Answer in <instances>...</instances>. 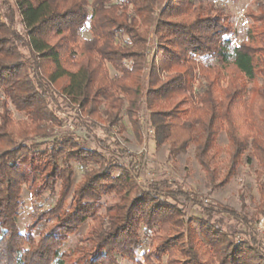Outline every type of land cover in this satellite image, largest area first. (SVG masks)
Returning a JSON list of instances; mask_svg holds the SVG:
<instances>
[{
    "label": "trees",
    "instance_id": "1",
    "mask_svg": "<svg viewBox=\"0 0 264 264\" xmlns=\"http://www.w3.org/2000/svg\"><path fill=\"white\" fill-rule=\"evenodd\" d=\"M227 1L0 0V264H117V254L133 260L141 230L150 235L166 230V224L182 228L176 195L186 196L181 189L164 188L163 181H150L132 199L122 198L106 223L88 226L85 246L64 253L60 247L69 228L90 218L102 195L132 191L134 182L126 170L113 177L104 155L72 137L44 149L20 137L17 142L8 129L9 105L23 110L34 125L42 122L47 135L55 123L46 100L52 91L111 124L123 111L129 123L137 116L141 125L145 104L154 143H168L170 155L184 153L192 143L208 169L223 151L232 158L250 135L252 154L264 162V83L247 85L259 77L264 81V1L258 3L260 15L246 12V18L253 16L247 39L235 45ZM149 32L154 46L148 45ZM237 119L251 130L243 138ZM221 131L229 139L226 149L216 141ZM71 161L84 166V183L78 199L64 207ZM57 181L59 199L47 214L63 223L54 225L60 230L39 233L37 239L21 233L16 223L22 187L32 198L42 197L44 190L56 191ZM202 210L197 231L186 219L191 230L185 236L166 239L155 252L142 251L137 264H160L174 248L185 257L181 264H264L255 239H230L231 231L211 223L213 211Z\"/></svg>",
    "mask_w": 264,
    "mask_h": 264
},
{
    "label": "rangeland",
    "instance_id": "2",
    "mask_svg": "<svg viewBox=\"0 0 264 264\" xmlns=\"http://www.w3.org/2000/svg\"><path fill=\"white\" fill-rule=\"evenodd\" d=\"M263 1L231 0L223 4L225 11L231 15L230 20L234 33L230 38L233 45L247 39L246 30L252 22L253 16L246 18V12L255 16L260 15L261 10L258 3ZM15 26L20 28L16 23ZM82 36H86V34L83 33ZM148 37V45L154 46L150 32ZM110 72L112 74V70ZM60 83L61 81L55 86L58 88ZM263 83L264 81L259 77L247 85L257 87L258 84ZM57 92H50V97L46 98L47 109L55 119L54 124L47 122L50 124L45 131L47 135L43 134L42 122L39 123L40 126L34 125L23 110H17L14 106L9 105L11 121L8 129L12 131L17 142L21 140L26 145L31 144L32 147L44 149L50 146L54 140L58 141L67 136L72 137L74 142L95 149L104 155L107 163L112 167L113 177L126 170L134 182L132 191L124 190L116 194L102 195L101 200L94 203L98 206L96 212H91L92 216L84 223L72 227L73 229L69 228L71 231L60 247L61 251L73 253L76 248L85 246L89 240L87 227L106 223L107 215L113 213L115 208L122 203V198L132 199L139 190L145 191L150 181H163L166 183L162 185L164 188H178L186 193V196L184 194L176 195V205L183 213V218H180L184 220V225L181 228L166 224V230L152 231L150 235L141 230V246L135 247L134 259L131 260L117 254V264H137V260L143 261L142 251L155 252V247H160L166 239L168 241V239L175 238L179 236V233H183L185 236L187 228L190 229L186 219H192L189 225L192 230L197 231L199 226L196 216H199V213L205 214L202 207L213 211L212 224L232 232L230 239H255L258 246L264 251V162L258 161L252 154L249 145L250 135L245 143L243 141L242 149L232 152V158L223 151L210 162L209 168L205 169L195 157L192 143L188 144L184 153L178 151L171 155L168 143L155 145L153 132L146 122L148 112L145 104L140 105L141 125L137 124V116L134 123H129L123 111L120 113L119 119L111 124L96 114L88 115L77 105L65 100L61 94L58 95L59 92ZM254 101L260 102L258 98H255ZM124 102L123 106L126 107L127 101ZM241 121L240 119L236 121L237 135L243 138L251 130H247ZM228 140L224 131H221L216 139L225 149ZM1 145L0 143V147H3ZM116 147H118L117 150ZM23 159L25 162L29 160L28 156ZM230 160L234 162L232 163ZM71 164L70 188L63 199L64 207L72 205L78 199V186L84 183V166L76 161H71ZM47 170L44 168V172ZM56 184V191L53 194L44 190L42 194L45 196L35 198L30 196L29 188L22 187L16 223L17 229L21 233L28 234L29 232L37 239L39 233H45L52 229L57 232L60 230L57 227L63 223H57L53 216L47 214L59 199V182L57 181ZM194 238L198 243L199 236ZM76 256V253L71 255L69 261L75 259ZM184 260L185 257L174 248L162 255L160 264H181Z\"/></svg>",
    "mask_w": 264,
    "mask_h": 264
}]
</instances>
